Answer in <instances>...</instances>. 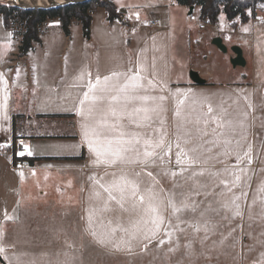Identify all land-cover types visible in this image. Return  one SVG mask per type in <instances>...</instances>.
<instances>
[{
    "label": "crops",
    "instance_id": "0c3cea01",
    "mask_svg": "<svg viewBox=\"0 0 264 264\" xmlns=\"http://www.w3.org/2000/svg\"><path fill=\"white\" fill-rule=\"evenodd\" d=\"M113 2L125 23L109 21L98 8L85 37L77 19L71 20L68 34L58 19L47 20L26 54L18 52L21 36H12L16 48L0 60V244L19 262L41 260V253L61 246L68 247L72 260L88 245L112 255L138 253L166 233L176 209L188 215L200 207L195 199L199 190L209 192L214 208L241 212L227 198L241 199L248 188L253 208L251 173L256 166L264 168V110L255 103V80L235 69L217 73L205 66L218 49L214 36L207 49L203 46L207 26L198 24L200 35L189 26L190 17H199V6L189 10L176 0ZM222 43L229 50L234 45ZM232 56L230 50L229 63ZM137 69L138 94L147 96V103L133 101L119 120L109 116L108 122L122 127L126 139L136 134L149 140L153 155L145 158L138 144L140 155L128 152L124 161L98 164L83 138L79 101L89 82L107 76L123 83L125 74L135 75ZM190 70L204 83H193ZM133 107H147L148 119L143 112L129 118ZM17 137L26 149L27 165L21 167L13 165L8 152ZM34 158L29 164L27 159ZM121 174L139 186L136 209L133 199L118 203L119 192L113 191L115 199H110L101 187ZM259 182L264 199V172ZM148 191L163 220L155 233L142 224L133 226L144 207L139 195ZM16 230L22 231L20 238Z\"/></svg>",
    "mask_w": 264,
    "mask_h": 264
},
{
    "label": "rangeland",
    "instance_id": "374dc122",
    "mask_svg": "<svg viewBox=\"0 0 264 264\" xmlns=\"http://www.w3.org/2000/svg\"><path fill=\"white\" fill-rule=\"evenodd\" d=\"M39 1L42 2V0H20L15 3L0 0V5L32 9L61 5L68 0H64L61 4L48 0L49 2L37 5ZM114 1L120 5L122 0ZM191 7L189 6V10ZM255 10H261L264 13V4L257 5L252 12L247 9L249 20L246 22L241 23L239 17H236L235 27L230 25L223 11L218 14L216 24L205 23L195 13L189 18V26L194 27L200 35L198 24H206L208 28L203 30L209 36L208 42L203 44L206 49L210 46V38L214 36L222 38L227 43L233 42L244 50L243 57L247 60L245 66L233 68L226 59L230 50L221 51L218 48H216L217 54L211 55V58L205 62V66L217 73L226 72L228 68L230 71L235 69L237 72H244L251 76L259 86L258 99L255 103L262 111L264 110V15L260 16L259 12L255 13ZM254 20L258 21L254 22ZM24 29V21L19 16L12 17L10 29L3 26L0 16V60L6 53L16 48V42L12 36L20 37ZM205 53H207L206 50ZM222 57L226 59V62ZM263 172L264 168L259 165L253 168L251 173L253 208L250 203L251 189L247 186L245 192L243 190L241 199L233 196L227 198L231 206L235 207V210L241 209V212H223L222 209L214 208L209 192L205 189L199 190L195 199L200 207L193 208L188 215L181 213L178 209L166 233L138 253L112 255L88 245L80 247L77 251L78 255L82 254L80 257L87 255L86 260H80L79 256L72 260L71 257L74 258V256H69L68 247L61 246L57 247L56 251L52 249L45 252V255L40 252L41 260L27 261L26 259L24 262H19L16 256L7 254L8 246L0 244L2 259L0 264H264V205L261 206L264 199L261 197L259 182ZM16 231V237L20 238L22 231Z\"/></svg>",
    "mask_w": 264,
    "mask_h": 264
},
{
    "label": "snow or ice",
    "instance_id": "6c2138e0",
    "mask_svg": "<svg viewBox=\"0 0 264 264\" xmlns=\"http://www.w3.org/2000/svg\"><path fill=\"white\" fill-rule=\"evenodd\" d=\"M111 81L112 78L106 76L103 80L97 78L94 83L89 82L87 85L88 90L83 93V98L79 101L81 107L78 114L85 121L81 125L83 138L88 143L89 149L94 153L96 157L95 162L98 164H115L118 160L124 161L126 159L125 154L128 152H136L137 155H140V149L136 147L138 144L142 145L144 149L143 156L145 158L152 156L153 151L150 149L153 148V145L149 140H141L139 135L136 134L126 139L127 134L122 127H119L118 124H109L108 122L109 116L119 120L128 109V105L133 101L140 100L145 104L147 103L148 97L138 94L142 87L139 70L137 69L135 75L125 74L123 83L118 80L116 82ZM105 100L108 101L107 107L102 108L100 105ZM182 103L183 101L178 103L177 115H179V105ZM117 106H119V110ZM148 111L147 107H133L131 112L127 114L129 118H132L138 113L143 112L145 113L143 119L147 120L146 114ZM211 111L212 109L209 108V112ZM97 115H99V119L96 118ZM112 132H118V135L110 137L109 133ZM156 147H159V145H156ZM113 176H115V173H113ZM101 187L109 194L110 199H115L112 195L113 191L119 192L118 203L125 198L133 199L137 197L139 192V186L134 181L129 180L125 174H121L120 178L118 180L114 179L111 184L107 186L101 185ZM139 204L144 205L142 215L140 220L133 226L138 228L142 224L147 231L155 233L159 229L160 224L163 223L162 218L156 215L157 205L155 197L148 191L139 195ZM169 205L175 207L171 204V201H169ZM132 207L133 209L138 207L135 199H133ZM89 223H92L91 215ZM115 230L112 229V232H115ZM122 230L127 231V229ZM93 235H96V233L94 232ZM98 242L104 243L105 241L104 239H100Z\"/></svg>",
    "mask_w": 264,
    "mask_h": 264
},
{
    "label": "trees",
    "instance_id": "16d2710c",
    "mask_svg": "<svg viewBox=\"0 0 264 264\" xmlns=\"http://www.w3.org/2000/svg\"><path fill=\"white\" fill-rule=\"evenodd\" d=\"M178 4L186 6L197 5L200 8L199 18L205 23L216 24L220 11L226 16L232 27L236 26L234 19L239 17V22L249 20L247 9L252 12L257 5L264 4V0H176ZM222 7V9H220ZM98 8H103L109 21L120 19L123 23L126 20L118 11L113 0H89L81 3H63L52 7H37L32 9H20L15 6L0 5V16L3 26L6 29L11 27V19L14 15L24 21V32L21 34L18 52L26 54L32 46L33 41H38V27L47 20L58 19L63 31L69 33V25L72 19H77L82 25V32L85 37L89 36L91 14ZM34 159H27L33 164Z\"/></svg>",
    "mask_w": 264,
    "mask_h": 264
},
{
    "label": "water",
    "instance_id": "95a60500",
    "mask_svg": "<svg viewBox=\"0 0 264 264\" xmlns=\"http://www.w3.org/2000/svg\"><path fill=\"white\" fill-rule=\"evenodd\" d=\"M89 0H68L67 3H81V2H86ZM192 9V7L190 8V10ZM212 44H214L218 49H220L221 51H226V46L222 43V39L220 37H214L212 39ZM230 50L233 53V56L230 58V64L233 67L236 66H244L245 65V59L242 55V50L239 46L237 45H232L230 47ZM189 78L193 83L196 84H202L204 83V79L201 78L198 74V72L194 71V70H190L189 71ZM0 261L2 262V259L0 257Z\"/></svg>",
    "mask_w": 264,
    "mask_h": 264
},
{
    "label": "built area",
    "instance_id": "2783aa9c",
    "mask_svg": "<svg viewBox=\"0 0 264 264\" xmlns=\"http://www.w3.org/2000/svg\"><path fill=\"white\" fill-rule=\"evenodd\" d=\"M260 14V16H263L264 13L261 12V10H255V13ZM155 22H152V25H154ZM200 28H205V23H200ZM24 142V139L22 137H17L10 145L8 146V152L11 155L12 163L15 167H21L27 165L26 159L24 156L26 155V149L22 147V144ZM4 153V145L0 143V155H3ZM170 163V160L166 161V165Z\"/></svg>",
    "mask_w": 264,
    "mask_h": 264
},
{
    "label": "bare ground",
    "instance_id": "6f19581e",
    "mask_svg": "<svg viewBox=\"0 0 264 264\" xmlns=\"http://www.w3.org/2000/svg\"><path fill=\"white\" fill-rule=\"evenodd\" d=\"M8 1H11V2H15V3H17V2H19L20 0H8ZM25 1H27V0H25ZM48 0H42V2H47ZM54 3H58V4H61V3H63L64 2V0H52ZM42 2L41 1H39L38 3H37V5H41L42 4ZM49 2V1H48Z\"/></svg>",
    "mask_w": 264,
    "mask_h": 264
}]
</instances>
